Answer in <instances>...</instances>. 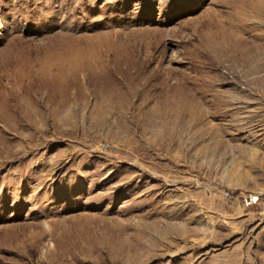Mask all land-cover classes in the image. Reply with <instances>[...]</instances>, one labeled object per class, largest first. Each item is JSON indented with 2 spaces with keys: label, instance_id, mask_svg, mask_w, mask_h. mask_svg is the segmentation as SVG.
Returning <instances> with one entry per match:
<instances>
[{
  "label": "rangeland",
  "instance_id": "374dc122",
  "mask_svg": "<svg viewBox=\"0 0 264 264\" xmlns=\"http://www.w3.org/2000/svg\"><path fill=\"white\" fill-rule=\"evenodd\" d=\"M0 264H264V0H0Z\"/></svg>",
  "mask_w": 264,
  "mask_h": 264
},
{
  "label": "bare ground",
  "instance_id": "6f19581e",
  "mask_svg": "<svg viewBox=\"0 0 264 264\" xmlns=\"http://www.w3.org/2000/svg\"><path fill=\"white\" fill-rule=\"evenodd\" d=\"M12 92V91H11ZM133 94H134V92H133ZM106 100V99H105ZM147 101V100H146ZM18 103V102H17ZM145 103H147V102H145ZM169 104H171V106H172V108H176V107H178V104H177V101L176 100H170L169 101ZM64 106V105H63ZM70 107V106H69ZM68 107V108H69ZM99 110V109H98ZM72 111V110H71ZM77 111V110H76ZM57 111H55V113H56ZM59 112V111H58ZM157 113V114H160L161 113V110L160 109H158V108H156L152 113ZM101 114V113H100ZM146 114V113H145ZM55 115V114H54ZM120 115V114H119ZM198 117H196V119L194 118L193 119V125L194 126H197L198 124H201V119H197ZM104 123V121L102 120V118H100V119H98V121H96L95 123H93V124H95V125H100V124H103ZM150 128V127H149ZM147 129V128H146ZM169 143H171L170 141H169Z\"/></svg>",
  "mask_w": 264,
  "mask_h": 264
},
{
  "label": "built area",
  "instance_id": "2783aa9c",
  "mask_svg": "<svg viewBox=\"0 0 264 264\" xmlns=\"http://www.w3.org/2000/svg\"><path fill=\"white\" fill-rule=\"evenodd\" d=\"M225 196H228V193H226Z\"/></svg>",
  "mask_w": 264,
  "mask_h": 264
}]
</instances>
